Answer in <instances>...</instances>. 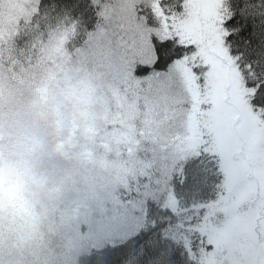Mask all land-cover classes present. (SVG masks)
<instances>
[{"label": "rangeland", "instance_id": "rangeland-1", "mask_svg": "<svg viewBox=\"0 0 264 264\" xmlns=\"http://www.w3.org/2000/svg\"><path fill=\"white\" fill-rule=\"evenodd\" d=\"M145 1L143 9L152 19V34L162 31L161 18L155 17L152 11L155 0ZM31 2L0 0V20L7 15L12 22L15 16L26 12V7L31 11ZM136 4L139 5L138 0H108L102 24L96 27L91 39L93 47L87 52L92 59V69L87 68V62L79 61L62 71L73 85L69 96L76 119L73 134L57 152L64 156L67 150H73V155L83 158L70 162L60 176L49 180L50 186H40L32 192L33 207L29 211L17 214L12 209L5 214V207L0 203V264H74L80 239L98 243L135 232L138 228L130 226V218L136 217L140 225L144 207L139 203V207L133 208L132 203L138 201L118 198L114 194L118 187L128 188L129 185L135 189L140 183L149 182L148 179L155 180L162 183L160 197L171 205L169 189L164 188V176L181 161L174 163L175 137L179 129L173 119V109L174 101L181 98L182 67L174 66L160 76L171 79V91L146 94L147 91L132 80L126 94L121 93L120 80L130 77V66L132 72L136 65L151 58L150 49L142 39V35L148 33L137 26L140 24L136 14L135 21L132 19ZM219 11L225 17L223 0H220ZM112 18L118 21L110 23ZM131 89L133 94L128 96ZM89 140H96L104 148L110 145V149L119 144L126 149L125 158H91ZM84 164L87 169L83 172L78 166ZM249 167L255 195L264 190V139H257ZM66 179L69 182H65ZM97 192L100 193L98 201L94 200ZM88 200L94 202L89 212ZM65 201L73 205L69 207ZM198 213L196 223L191 221L192 225L183 227L187 238L191 235L193 241L198 239L195 228L202 215ZM80 214L86 216L82 218L84 221L79 220ZM81 224L89 228L82 231ZM55 246L58 251L54 250Z\"/></svg>", "mask_w": 264, "mask_h": 264}, {"label": "snow or ice", "instance_id": "snow-or-ice-1", "mask_svg": "<svg viewBox=\"0 0 264 264\" xmlns=\"http://www.w3.org/2000/svg\"><path fill=\"white\" fill-rule=\"evenodd\" d=\"M219 8L220 0H182L180 10L169 15L161 0H155L152 11L161 18L162 31L145 30L148 34L142 39L151 58L136 65L132 75L147 92L171 91L173 82L160 73L182 67L181 98L174 101L173 109L179 129L174 163L208 156L223 176L217 198L194 205L202 215L195 228L198 239H185L187 260L191 264H264V190L253 195L249 179L254 145L264 139V70L257 72L251 62L244 65L255 82L248 81L239 57H233L226 46L228 38L245 30L225 27L236 14L226 20ZM246 92H251L250 98ZM139 203L143 202L132 207ZM169 203L175 206L174 191ZM130 226L140 227L136 217L130 218ZM126 255L112 256L110 264H122ZM148 255H155L157 261L175 257L180 264L172 250L154 254L149 249Z\"/></svg>", "mask_w": 264, "mask_h": 264}, {"label": "trees", "instance_id": "trees-1", "mask_svg": "<svg viewBox=\"0 0 264 264\" xmlns=\"http://www.w3.org/2000/svg\"><path fill=\"white\" fill-rule=\"evenodd\" d=\"M181 2L182 0H161V7L164 8L166 14L170 15L171 12L180 10ZM223 2L225 3L224 19L227 20L231 13L236 14L235 18L229 21L225 27L229 30H245L243 33H237L227 39L226 44L230 49V54L233 57H239L238 63L242 71H245L243 66L250 62L253 63V68L257 72L264 70V0H223ZM31 3V11H27L26 7L25 13L14 17L12 23L15 25V32L13 33L9 29L8 43L19 50L30 47L32 40L37 36L43 40L51 38L62 54L61 71L79 61L87 62V68L92 69V59L87 52L93 47L91 39L96 27L102 24L108 0H32ZM138 3L139 5L136 4L133 11L140 24L139 29L145 31L146 27L153 26L152 19L143 9L147 1L138 0ZM142 15L145 18L143 20L141 19ZM112 19L113 21L110 23L118 21L116 18ZM3 46V42L0 41V48ZM256 61L260 62L259 66L256 65ZM167 71L169 69L162 70L160 76ZM129 72L130 77L127 76L120 80L119 89L124 95L131 87V81L136 80L133 78L131 66ZM245 76L250 83L255 82L251 73L245 71ZM141 89L138 88V90ZM246 93V96L250 98L251 92ZM132 94L131 89L128 91V96ZM88 144L92 148L91 158H100L101 156H103L102 158H125L126 149L119 144L113 145V149L112 147L110 149V145H107V148L98 145L96 140H89ZM73 153V150H67L66 156H61L58 152L52 155L48 171L49 180L60 176L63 173L62 170L70 162H75L76 158H83L80 155L75 156ZM181 167H183V172L180 171ZM78 169L84 172L87 165H79ZM167 175L164 176L166 181L164 188L169 189L170 194L175 192L174 207L167 204L165 198L160 197L162 192L159 191V186L162 183L155 180L148 179L149 182L140 183L135 189L129 185L128 188L118 187L114 192L118 198L126 202H143L141 203L144 207L143 221L140 227L126 237L103 239L98 243L90 239H80L79 246L76 248L74 264H110V258L121 252L127 253L122 264H176L175 257L172 260L165 258L157 261L155 255H148L149 249L154 254L162 249L172 250L179 255L180 264H191L184 252V243L185 239L192 241L193 239L191 235L187 238L183 227L186 224L192 225L191 221L196 223L195 220H199L198 212L200 210L194 207L195 204H206L217 198L218 186L221 184L223 176L219 172L217 163L208 156L179 161L169 173L171 178ZM185 176L186 180L184 181ZM74 177L79 178L78 175H74ZM182 181L184 182L181 183ZM65 182H69V180L66 179ZM145 192L149 195L145 196ZM99 198L100 193L97 192L94 200L98 201ZM65 203L69 207L73 205L67 201ZM88 204L90 208L87 211L89 212L94 206V202L88 200ZM80 217L79 220L84 221L86 216L80 214ZM83 217L84 219H82ZM153 225L155 226L153 227ZM79 228L84 231L89 227L81 224ZM52 239L55 241V236H52ZM149 241L152 243L150 244ZM53 248L58 251V247Z\"/></svg>", "mask_w": 264, "mask_h": 264}, {"label": "clouds", "instance_id": "clouds-1", "mask_svg": "<svg viewBox=\"0 0 264 264\" xmlns=\"http://www.w3.org/2000/svg\"><path fill=\"white\" fill-rule=\"evenodd\" d=\"M0 26V203L5 214H22L33 207L32 192L50 186L51 157L73 134V85L53 39L37 36L17 50L7 40L15 32L7 15Z\"/></svg>", "mask_w": 264, "mask_h": 264}]
</instances>
